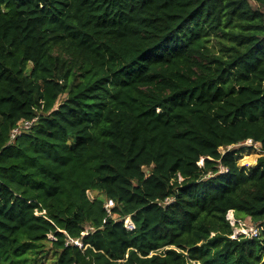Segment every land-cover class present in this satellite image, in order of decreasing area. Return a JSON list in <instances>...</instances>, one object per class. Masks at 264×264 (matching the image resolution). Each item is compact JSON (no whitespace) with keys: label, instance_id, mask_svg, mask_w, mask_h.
<instances>
[{"label":"trees","instance_id":"16d2710c","mask_svg":"<svg viewBox=\"0 0 264 264\" xmlns=\"http://www.w3.org/2000/svg\"><path fill=\"white\" fill-rule=\"evenodd\" d=\"M254 1L0 0V264H264Z\"/></svg>","mask_w":264,"mask_h":264},{"label":"rangeland","instance_id":"374dc122","mask_svg":"<svg viewBox=\"0 0 264 264\" xmlns=\"http://www.w3.org/2000/svg\"><path fill=\"white\" fill-rule=\"evenodd\" d=\"M249 3L251 4V6L253 8L256 7V4H255V1L254 0H248ZM209 47L211 48V50L216 53V54H220L221 51H220V47L221 45L218 44L214 39L211 40V42L209 43ZM63 98V96H61L57 103L58 104L60 102V100ZM231 148L233 149H237L239 150L237 152V163L240 165V166H243V167H250V166H253L255 163H256V159L261 155V151L259 149V144H250V143H245V142H242V143H239V144H235V145H231L230 146ZM229 147V148H230ZM88 196L90 198H92V196L94 195L93 192H90L88 191L87 192ZM233 213L232 210H229L226 214V217H231V214ZM129 219V220H128ZM248 219V217L246 218ZM248 221V220H247ZM129 223H132L130 218H127L125 219L124 221V224H125V227L128 229V227L130 226ZM255 227L258 228V235H260V227L258 225V223H248L247 225H252ZM247 226V227H248ZM49 238H52V235H48ZM32 264H50V258L47 256V258H42L40 260H37L35 261L34 263Z\"/></svg>","mask_w":264,"mask_h":264},{"label":"built area","instance_id":"2783aa9c","mask_svg":"<svg viewBox=\"0 0 264 264\" xmlns=\"http://www.w3.org/2000/svg\"><path fill=\"white\" fill-rule=\"evenodd\" d=\"M32 121L29 120H20L16 123V125L11 129L10 135L11 137H14L16 134H18L21 130L27 129ZM245 143H250L256 145L257 143H252L250 139H247L244 141ZM114 206V202L112 199H106L104 202V209L106 212L109 214L111 211V208ZM129 218V217H127ZM125 218V219H127ZM227 220L229 221L230 225L233 227L232 234L230 235L231 238H237L239 235H243L246 237H257L258 236V228L252 225H247L248 223L250 224V219H239L234 216V214H231V217H226ZM124 219V221H125ZM248 220V221H247ZM105 221V220H103ZM125 226V224H124ZM248 226V227H247ZM133 224L130 223V226L128 229H132ZM82 234H86L85 232H82ZM70 242H73L75 245L81 247V243L78 239L75 240H70Z\"/></svg>","mask_w":264,"mask_h":264},{"label":"bare ground","instance_id":"6f19581e","mask_svg":"<svg viewBox=\"0 0 264 264\" xmlns=\"http://www.w3.org/2000/svg\"><path fill=\"white\" fill-rule=\"evenodd\" d=\"M129 220V219H128ZM130 224V223H129Z\"/></svg>","mask_w":264,"mask_h":264}]
</instances>
